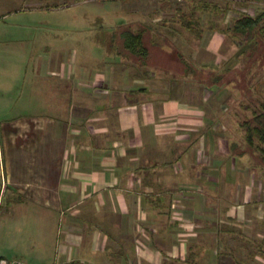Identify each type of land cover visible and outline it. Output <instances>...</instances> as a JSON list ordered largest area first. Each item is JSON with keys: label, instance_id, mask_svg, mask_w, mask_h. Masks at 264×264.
Returning <instances> with one entry per match:
<instances>
[{"label": "crops", "instance_id": "0c3cea01", "mask_svg": "<svg viewBox=\"0 0 264 264\" xmlns=\"http://www.w3.org/2000/svg\"><path fill=\"white\" fill-rule=\"evenodd\" d=\"M48 1L83 14L55 25L72 33L38 56L31 113L0 118V257L263 264L264 165L244 126L261 99L228 19L223 31L218 8L172 0ZM123 31L178 65L128 53ZM76 39L91 50L68 51Z\"/></svg>", "mask_w": 264, "mask_h": 264}, {"label": "rangeland", "instance_id": "374dc122", "mask_svg": "<svg viewBox=\"0 0 264 264\" xmlns=\"http://www.w3.org/2000/svg\"><path fill=\"white\" fill-rule=\"evenodd\" d=\"M211 1L214 4L216 3L215 5L219 9L227 7L226 12L230 11L225 16L223 15L224 19H217L218 25L216 27L223 31L225 29L223 25L227 23L226 19H228L229 28H231V20L241 17L238 16L240 12L256 17L264 10V6L262 8V4L257 0H172L171 6L180 5L192 8L196 5L204 7L205 4H210ZM49 2L48 0H0V118L31 113V111L25 112L21 108L29 102L30 95L27 89L30 83H35L39 79L37 75H34L38 68V56L51 49L50 44L65 38V34L72 33L71 30H60V28L55 30V25L61 26L73 19L75 15L83 14L80 9H54L55 7H52ZM189 14H192L191 18L188 16L191 20L197 16L193 13ZM206 17L207 15L204 14L203 22L208 20ZM234 29L236 32L234 36L236 51H238L236 55L243 54L246 57L243 64L245 65V72H248V75L244 74L246 76L244 77L245 81L247 78L250 82L248 89L249 91L260 92V94L257 92L262 100H259V103L264 104V15L250 32L243 29ZM83 32L85 33V31ZM147 36L146 33L143 35V44L150 50V59L148 60L151 64L160 65L163 59L168 65L169 62L174 67L178 65L176 61L166 59L158 51L159 46L153 47L146 43L148 42ZM175 37L179 39L178 36L175 35ZM76 40L68 41L70 43L68 51L74 49L76 52L78 51L79 56L82 51H85L86 47L77 45V43L84 40ZM91 48L87 47L86 49L90 51ZM97 50L95 48L92 50L93 55H96ZM256 66L260 67V71ZM216 96H218L216 91L206 89L202 98L205 102L210 103L214 102ZM252 99V102H254V99L255 102L258 101L257 96H252ZM250 117H252V114H250ZM262 164L264 165V163ZM1 216L0 221L2 222L3 218ZM15 219L17 220V218ZM16 234V232L8 231V238L10 239ZM10 257L11 255L7 259L12 260L13 258ZM255 258L254 256L251 261L252 264H260ZM260 258L262 262V256Z\"/></svg>", "mask_w": 264, "mask_h": 264}, {"label": "trees", "instance_id": "16d2710c", "mask_svg": "<svg viewBox=\"0 0 264 264\" xmlns=\"http://www.w3.org/2000/svg\"><path fill=\"white\" fill-rule=\"evenodd\" d=\"M208 7L218 8L215 4L211 3L205 4V10L208 9ZM218 12L220 15L225 16L226 8H218ZM262 15H264V10L256 17L240 12L238 16L241 17H238L236 20H231L232 27H228L226 30L228 37L235 42L234 36L236 32L234 28L250 32V30L257 24L258 20L261 19ZM122 38L123 48L127 50L128 53L143 59L146 58L148 50L143 44L141 33L133 34L130 31H123ZM244 126L246 132V143L249 145L251 151L256 153L259 161L264 163V104H262V102L257 105L255 110H252V117L245 123Z\"/></svg>", "mask_w": 264, "mask_h": 264}, {"label": "built area", "instance_id": "2783aa9c", "mask_svg": "<svg viewBox=\"0 0 264 264\" xmlns=\"http://www.w3.org/2000/svg\"><path fill=\"white\" fill-rule=\"evenodd\" d=\"M3 190H4V178H3L2 173H0V201L2 198ZM0 264H26V263L18 259L9 260V259L0 257Z\"/></svg>", "mask_w": 264, "mask_h": 264}]
</instances>
